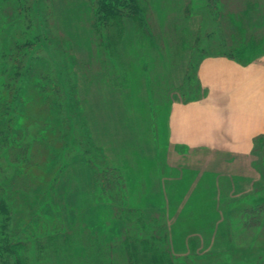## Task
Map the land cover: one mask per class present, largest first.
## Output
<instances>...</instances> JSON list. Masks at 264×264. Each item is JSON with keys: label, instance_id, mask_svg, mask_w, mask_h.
Masks as SVG:
<instances>
[{"label": "rangeland", "instance_id": "1", "mask_svg": "<svg viewBox=\"0 0 264 264\" xmlns=\"http://www.w3.org/2000/svg\"><path fill=\"white\" fill-rule=\"evenodd\" d=\"M138 1L141 20L117 18L105 27H98L93 0L0 3V41L24 25L23 39L39 40L48 71L74 92L65 115L72 114L75 124L73 118L70 124L47 119L54 133L62 134L61 126L68 130L66 139L54 134L50 165L43 166L57 174L51 211L31 214L32 193L22 198L18 174L5 168L12 185L0 201L31 264H92L95 255L97 264H120L114 257L138 232V219L157 224L154 233L164 245L197 264H239L264 244V223L253 218L247 224L243 216L246 207L264 201V178L255 165L261 156L254 151L264 133L253 138L244 165L229 156L199 155L171 136V119L181 107L210 97L200 75L206 58L229 57L247 66L264 57V0ZM231 50L237 59L227 55ZM3 72L0 84L13 73ZM27 90L26 110L33 116L38 102ZM100 163L115 166L125 180L120 206L96 196Z\"/></svg>", "mask_w": 264, "mask_h": 264}, {"label": "trees", "instance_id": "2", "mask_svg": "<svg viewBox=\"0 0 264 264\" xmlns=\"http://www.w3.org/2000/svg\"><path fill=\"white\" fill-rule=\"evenodd\" d=\"M4 1L0 0V3ZM208 1L215 4L220 2V0ZM93 5L98 27L108 26L117 18L123 17L134 18L137 16L141 20V12L144 9L138 0H93ZM22 27L21 32L16 30L9 33V36L13 35L9 41H0V72L4 71L3 74L8 73L9 70L13 72L7 74L4 82L0 84V196H5L8 188L12 185L11 182L9 183L10 179H8L7 173L5 175V168L10 167V176L13 172L18 174L14 180L15 186L19 188L20 196L27 200L30 199L32 193L34 199L32 201L30 199L29 206L31 214L40 213L43 210L48 214L51 211L50 200H53L56 194L54 190L57 174L50 173V169L48 167L44 169L43 166L50 165L47 164L48 160L46 161V159L52 153L49 144L56 138L53 137L54 134L60 136L61 139H66L68 130L65 131L59 123L70 124L68 119L73 118L72 114L65 115L67 114L65 107L73 102L74 92L69 87L70 83L68 87H65L62 79L48 71V60L39 54L43 50L39 40L23 39L25 28L24 25ZM142 30L144 31V28ZM36 36L38 38V35ZM211 38L212 35L208 37V39ZM44 41L46 43L49 41L47 33L44 34ZM227 55L235 59L239 57L233 50ZM31 88L34 90L38 102L33 116L29 115L25 104L27 89ZM47 119L52 120L54 124L59 122L58 124L63 129L62 134L54 133L53 126L46 128ZM25 122L33 124L29 126L27 123V125L23 124ZM74 124L73 118L72 125ZM27 128H30L31 132ZM43 143L47 145L46 149H40ZM255 144L257 145H255L254 151L261 156V160L255 161V165L264 178V134L257 138ZM85 156L87 155H82V158L86 159L85 162L91 163L92 156H90L91 158ZM94 164L97 165L96 162ZM34 167H41V171L34 172L36 170ZM50 168L53 167L50 166ZM93 168L95 169V166ZM94 178L97 198L103 197L105 194L107 201L120 206L121 196L125 193L126 185L123 176L118 173V169L111 164L106 166L100 163L94 172ZM4 201H0V264H31L25 254L24 242L14 237L17 235L10 228V217L5 216L9 212ZM253 204L252 208L246 207L243 211V216L246 217L244 223H250L253 218L264 223V201ZM250 209H253L256 215H253V212L249 213ZM122 212L132 214L133 209L123 207ZM258 214L262 216L257 217ZM127 220L130 219L127 218ZM138 223L140 224V227L139 225L138 228L136 227L138 232L127 237L124 241L123 252L117 254L118 257H114V262L119 258L120 264H197L195 260L181 259L175 256L174 252L172 251V253L166 244L164 245L162 241L164 238L154 233L157 224L145 225L139 219ZM240 225H242V219ZM261 229L262 227L258 230ZM251 254L253 256L246 257L239 264H259L261 260L264 261V244L260 245L257 252ZM95 258L99 259V255H95ZM96 259L92 264H97Z\"/></svg>", "mask_w": 264, "mask_h": 264}, {"label": "crops", "instance_id": "3", "mask_svg": "<svg viewBox=\"0 0 264 264\" xmlns=\"http://www.w3.org/2000/svg\"><path fill=\"white\" fill-rule=\"evenodd\" d=\"M200 70L210 97L181 107L171 119V136L203 156H229L244 165L253 138L264 133V57L245 66L210 56Z\"/></svg>", "mask_w": 264, "mask_h": 264}]
</instances>
